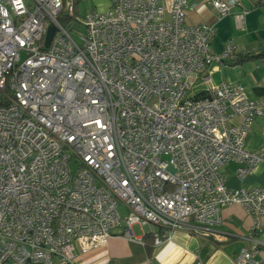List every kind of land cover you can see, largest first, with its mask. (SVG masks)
Here are the masks:
<instances>
[{"label":"built area","instance_id":"1","mask_svg":"<svg viewBox=\"0 0 264 264\" xmlns=\"http://www.w3.org/2000/svg\"><path fill=\"white\" fill-rule=\"evenodd\" d=\"M240 1L207 3L222 16ZM188 9L112 0L74 29L59 19L72 0H0V264H76L75 247L105 245L121 220L133 242L134 224L158 227L154 243L191 219L206 232L230 204L259 228L264 189L228 188L222 166L241 178L264 162L245 145L264 98L208 86L236 45L213 53L214 27L188 23ZM256 253L236 263L262 264Z\"/></svg>","mask_w":264,"mask_h":264},{"label":"crops","instance_id":"2","mask_svg":"<svg viewBox=\"0 0 264 264\" xmlns=\"http://www.w3.org/2000/svg\"><path fill=\"white\" fill-rule=\"evenodd\" d=\"M76 1L75 9L78 3L87 2L86 11H105L112 0H89V3L86 0ZM187 1L195 6V9H188L187 22L207 23L215 29L210 44L213 53H221L225 43L231 40L236 45V56L248 52L256 56L231 65L213 63L210 66L211 82L208 86H217L223 81L241 84L250 98H264V0L258 4L252 0H241L230 8L228 14L222 16L217 14L207 0ZM240 14L242 20L238 21L237 16ZM245 145L249 150L264 153V116L253 120ZM238 166L233 161L222 166L228 188L264 189V162L257 164L241 178L236 174ZM196 225L191 219L187 225L173 231L170 237L161 238L158 243L153 241V246L148 248L144 244V236L157 233L160 229L134 224L132 230L140 242H133L123 236L125 222L121 220L110 230L111 235L105 245L87 251L75 247V263L237 264L236 258L242 248H257L258 253L254 258L264 264V215L259 220V228L253 229V217L241 205L230 204L221 210V222L207 227L209 231L202 229L201 233L197 232L194 228Z\"/></svg>","mask_w":264,"mask_h":264},{"label":"trees","instance_id":"3","mask_svg":"<svg viewBox=\"0 0 264 264\" xmlns=\"http://www.w3.org/2000/svg\"><path fill=\"white\" fill-rule=\"evenodd\" d=\"M76 0H74L73 1V4H74V8H73V17L75 16V5H76ZM72 17H69V16H67V15H62V16H60L59 17V19L62 21V22H64L65 24H68V22L70 21V19H71ZM252 57H256L255 55H252L250 52H248V53H246V54H243V55H241V56H234L233 58H231V59H228V60H225L224 61V64L225 65H231V64H233V63H238V62H242V61H244V60H248V59H250V58H252ZM207 94V92L206 91H201V92H199V94L198 95H206ZM144 239H145V241H144V244L146 245V246H148V248H150V247H152L153 246V240H154V237H153V233H147L145 236H144ZM147 239H149V240H147ZM109 264H114V263H109Z\"/></svg>","mask_w":264,"mask_h":264},{"label":"rangeland","instance_id":"4","mask_svg":"<svg viewBox=\"0 0 264 264\" xmlns=\"http://www.w3.org/2000/svg\"><path fill=\"white\" fill-rule=\"evenodd\" d=\"M86 1H88V3H89V0H86ZM87 8H88L87 2H82V3L77 4V8L75 9V13H74L75 16L72 17L70 19V21L68 22V23L73 24L74 29H80L81 28L78 20L81 19L82 15L84 14V12L86 11ZM71 34L75 39H78L79 36L74 31H71ZM119 211H120V214L122 217L126 214V209L121 204L119 205Z\"/></svg>","mask_w":264,"mask_h":264},{"label":"water","instance_id":"5","mask_svg":"<svg viewBox=\"0 0 264 264\" xmlns=\"http://www.w3.org/2000/svg\"><path fill=\"white\" fill-rule=\"evenodd\" d=\"M53 31H54V26L53 25H50L48 27L47 34H46V39H45L46 44L50 41L51 36L53 34Z\"/></svg>","mask_w":264,"mask_h":264}]
</instances>
